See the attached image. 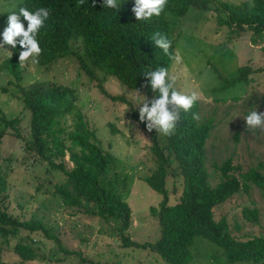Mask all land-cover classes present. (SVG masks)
<instances>
[{"label":"rangeland","instance_id":"obj_1","mask_svg":"<svg viewBox=\"0 0 264 264\" xmlns=\"http://www.w3.org/2000/svg\"><path fill=\"white\" fill-rule=\"evenodd\" d=\"M22 1L0 0V14L16 12ZM220 1L253 5V0ZM217 16L215 11L191 10L183 17L170 16L173 19L169 22L175 44L169 77H175L177 91L186 95L197 93L199 119H211L214 125L206 143V168L212 186L220 180L215 164L230 159L240 172H246L264 163V130L247 128L244 120L252 111L264 112V36L253 44L251 31L235 33L233 27L218 23ZM220 16L224 15L220 13ZM6 27L7 20L0 23V43ZM72 48L83 54L79 41ZM11 52L10 45L0 48V117H18L20 122L17 132L8 129L0 136V173L7 176L9 185L8 212L20 221L31 217L42 220L44 231L29 233L15 226L6 227L10 234H0V264H166L149 250L124 247L122 239L126 237L130 242L142 244L160 238V225L150 208L158 207L163 198L145 181L156 169L157 161L150 152L147 133L131 116H139L145 98L149 104L152 99L97 69L93 68L95 78H89L71 56L48 68L32 64L30 58L27 66H20L18 82L3 67ZM241 67L248 68V73L243 81L235 82ZM57 86L74 91L76 105L88 128L95 130L99 145L113 158L101 182L115 183L117 192L130 207V226L123 237L118 219L69 215L56 193L59 186L70 191L67 176L45 162L35 161L25 151L26 142L31 140L30 112L23 102L25 95ZM102 90L117 99H109ZM62 121L65 131L70 132L75 117L69 115ZM157 136L160 145L166 148L165 136L158 132ZM55 163H62L66 170L73 167L68 152L63 158H55ZM232 173L238 176L239 172ZM182 188L180 169L173 163L167 169L166 179L169 205L178 201ZM82 205L93 208L85 201ZM245 207L258 210V223L244 219ZM213 215L215 221L225 218L229 233L237 240L262 237L264 193L253 186L248 194L233 195L215 207ZM17 244L29 247L34 258L21 261L14 251ZM189 251L192 259L188 264H251L229 263L221 247L200 235L194 237Z\"/></svg>","mask_w":264,"mask_h":264},{"label":"trees","instance_id":"obj_2","mask_svg":"<svg viewBox=\"0 0 264 264\" xmlns=\"http://www.w3.org/2000/svg\"><path fill=\"white\" fill-rule=\"evenodd\" d=\"M116 2L117 8H103L102 0H96L95 7L93 0H23L17 13L20 8L35 12L41 7L47 8L50 13L37 34L42 51L36 65L48 68L58 60L71 56L89 78H95L94 68L152 99L158 93L145 86L147 80L144 74L160 67L169 71L171 67L175 44L169 33V22L173 19L170 16L183 17L191 10L215 11L219 15L218 23L233 27L235 33L251 31L253 44L264 36V0H253L251 7L245 3L226 4L220 0H167L159 16L142 20H136L132 12L135 0ZM220 13L224 16L221 17ZM7 16L0 14V23L7 20ZM21 22L26 29L27 21L22 16ZM157 33L170 40L168 54L155 45L153 37ZM76 41H79L84 55L73 50L72 45ZM11 50L3 67L19 82L18 52L21 48L17 44ZM247 73L248 68L241 67L235 82L243 81ZM102 92L105 94L104 90ZM106 96L111 100L117 99ZM23 102L24 108L30 112L31 140L26 142L25 151L35 161L45 162L67 176L71 183L70 191L62 186L56 187L67 213L72 216L83 214L101 219H118L123 237L130 226V207L117 192L115 183L101 182L113 164V158L99 145L95 130L88 128L76 105L74 91L63 86L50 87L31 96L25 95ZM193 113L199 116L197 101L190 111L181 110L175 134L165 136L166 148L160 145L155 130L148 132L146 122H141L136 114L131 115L147 133L151 142L150 152L157 161L156 169L145 181L163 199L158 207L150 208L151 215L160 225V238L154 243L137 244L123 237V246L149 250L159 255L166 264H188L192 259L189 246L194 237L200 235L221 247L229 263L263 264L264 236L237 240L229 233L225 218L215 221L213 209L233 195L248 194L253 186L264 193V163L246 172H240V168L233 166L230 159L221 165L215 164L220 180L212 186L206 168V143L214 125L211 119L194 120ZM69 115L75 117L70 132L62 126V120ZM0 122L3 126L0 132L2 136L8 129L17 132L20 118L7 119L2 116ZM66 152L73 163L70 170H66L62 163H55V158H63ZM173 163L180 169L183 188L178 201L169 205L166 179L167 169ZM232 172H239L238 176ZM82 201L92 204L93 208L88 209L82 205ZM9 202L7 176L0 173V234H10L6 230L10 226L29 233L44 231L42 220L31 217L20 221L12 216L7 208ZM242 215L245 220L258 223L257 209L245 207ZM14 251L23 262L34 258L32 250L26 245L17 244Z\"/></svg>","mask_w":264,"mask_h":264},{"label":"clouds","instance_id":"obj_3","mask_svg":"<svg viewBox=\"0 0 264 264\" xmlns=\"http://www.w3.org/2000/svg\"><path fill=\"white\" fill-rule=\"evenodd\" d=\"M167 0H135L132 12L136 20L150 19L152 16H159L166 5ZM96 0H93L95 7ZM103 8H117L116 0H102ZM47 8H39L35 12H30L26 8H20L18 13L12 12L7 16V27L2 33V43L10 45L13 49L19 44L23 49L19 52V65L25 67L26 62L31 58V63H38V57L41 53V47L37 40V34L41 27L44 26L45 20L49 17ZM21 16L27 21V28L21 22ZM19 38V39H18ZM154 43L165 54H168L171 46L170 40L163 34L157 33L153 37ZM147 83L145 86L150 87L155 95L150 104L146 100L139 108V119L146 122L148 132L155 130L164 135L171 136L175 134L176 126L180 120V112H188L192 109L194 103L199 99L196 92L186 95L177 91L174 87L175 77H169L167 68L160 67L144 74ZM194 120H198L196 113L192 114ZM246 127L252 129L264 130V112L257 110L250 112L245 118Z\"/></svg>","mask_w":264,"mask_h":264}]
</instances>
